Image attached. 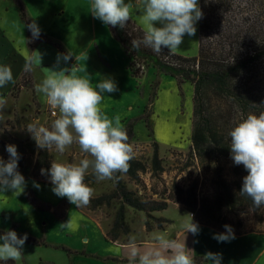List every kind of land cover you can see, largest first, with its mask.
Segmentation results:
<instances>
[{"label":"rangeland","instance_id":"1","mask_svg":"<svg viewBox=\"0 0 264 264\" xmlns=\"http://www.w3.org/2000/svg\"><path fill=\"white\" fill-rule=\"evenodd\" d=\"M20 5L29 24L35 21L38 25L40 29L38 39L31 41L28 39V30L21 18ZM89 5L90 0H0V37L5 36L6 47L13 46L18 51L15 58L8 54L9 59L7 58L6 63L12 68L14 83L0 88V96L8 93L13 87L19 73L22 75L26 55L35 56L37 52L42 56L40 66H35L31 70L34 80L33 92H23L17 106L14 100L8 97L4 120L0 121V142L15 145L18 154L23 156L25 161L24 168L20 171L26 182L24 191L19 195H15L13 190L0 192V231L14 230L18 237L27 234L23 246L24 257L19 264H130L131 248L128 246L130 235L136 237L140 252L154 250L156 248L154 237L161 233L168 234L171 239L177 237V241L183 243L184 233L181 235L177 233L182 232L181 225L191 213L182 204L170 202L166 210L156 212L155 215L165 218L164 223L169 220L172 222H168L164 229H157L155 223L151 221L152 230L147 232L144 213L126 207L124 219L128 232L121 228L110 233L119 200L113 199L94 208H90L91 203L90 207L76 208L66 197H57L53 193L50 180L33 177L31 168L39 148L26 130L27 125L37 122L35 120L38 119L40 125L50 127L57 118L51 115L52 109L48 104L41 108L43 110L41 114L35 113L34 107L28 109L27 106L31 104L32 96L42 104L47 103L43 95L35 91V86L47 75V69L68 68L69 74L76 75H85L86 72L92 80L98 81L118 79L122 89L134 91L131 93L135 94L129 102L131 104L116 107V111L125 123L132 122L134 136L129 142L134 146L135 158L147 168L139 173L146 189L144 190L133 178L123 174L122 180L128 189L150 197L154 188L161 192L163 187L169 189L172 184L183 189L196 185L198 200H204L207 207L219 193L220 182L235 189L236 185L242 186V178L247 174L242 165L237 166L233 163L229 149L230 138L227 135L234 125L244 119L239 111L234 113L224 133L218 130L220 124L214 123L217 126L215 131L222 134L223 150L208 147L203 157H200L196 150L192 152V85L184 83L179 88L173 77L159 73L151 66L140 79L132 77L128 68L130 59H127L119 43L112 37L108 25L92 17ZM131 21L144 31L139 13H134ZM1 47L0 44V64L2 52L7 51ZM96 47L99 48L98 52L101 51L103 54L109 50L119 56V69L114 71L103 69L99 65L100 60L95 57L99 56ZM82 51L83 56L77 57ZM66 52L73 54L72 59L67 63L62 59L57 62L58 55ZM175 52L189 57L197 55L198 21L195 35L191 37L185 35L182 45ZM244 78L246 79L244 92L253 89L259 93L254 94L255 105L252 106L253 109L248 110L247 115H259L264 112L258 107L260 102L256 100L264 93V57L260 58L259 67L254 73ZM20 80L21 78L18 79ZM17 95L19 94L16 93L15 96ZM105 108L102 107L104 114L112 119ZM140 114L141 116L136 118ZM144 116H147V122ZM125 123L122 125L125 126ZM153 142L158 144L161 159L160 178L154 177L150 169ZM48 153L52 156V162L78 163L85 157L76 144L63 155L58 154L54 147L48 150ZM0 158L5 161L9 159L1 143ZM34 182L40 187L36 188ZM89 185L94 188L93 198L110 194L114 190L113 180L94 181ZM192 218H195V214ZM69 219L74 225V230L61 227V224ZM201 221L218 230L224 229L223 226L226 224L230 225L235 238L228 242H218L213 238V235L218 233L199 227L198 235L185 233V246L194 252L193 256L212 252L221 254V264H264V208L251 210L249 199L234 208L224 205L217 213V219L209 221V218L203 217ZM111 236L116 238V241H113ZM28 237L34 239L35 243L30 242Z\"/></svg>","mask_w":264,"mask_h":264},{"label":"clouds","instance_id":"2","mask_svg":"<svg viewBox=\"0 0 264 264\" xmlns=\"http://www.w3.org/2000/svg\"><path fill=\"white\" fill-rule=\"evenodd\" d=\"M89 12L103 24L120 29L126 27L134 13H139L144 25L143 38L132 40L131 46L139 49L143 45L157 54L164 48L170 53L178 50L185 35H195L196 23L203 18L198 0H90ZM27 28L33 39L39 38L40 29L35 21ZM35 53V56H25L26 71L40 66L42 56ZM72 56L71 52L58 55L57 62L62 59L67 63ZM9 83H14L12 68L0 64V88ZM117 90L112 79H102L93 86L86 72L85 75L69 74L68 68L47 69V75L35 86V91L43 95L57 117L50 127L42 126L38 121L27 125L26 130L38 148L51 150L54 147L58 154L63 155L76 144L85 154L78 163L53 161L50 168L41 169V175H47L53 185V193L57 197H66L76 208L89 206L94 196V188L85 182L87 176H93L96 181H118L116 174H126L136 156L120 117L110 119L101 109L104 93ZM6 105V98L0 96V121L4 120ZM227 135L233 163L242 165L247 173L242 178L239 194L251 200V210L264 208V112L248 114ZM6 151L9 159L0 158V192L13 190L15 195H19L26 184L17 170L20 157L15 145H7ZM34 186L40 187L35 182ZM187 216L181 225L184 241L185 233L195 236L200 231L192 214ZM61 227L74 230L70 219ZM223 227L225 232L214 234L213 238L218 242L234 239L232 227L227 224ZM26 240V233L18 237L14 230L0 234V262L19 264L24 257ZM154 241V250L140 252L136 237L130 235V264H196L194 252L185 246L184 241L180 243L164 233L156 235ZM202 258L212 264H221L222 259L221 254L212 252L205 253Z\"/></svg>","mask_w":264,"mask_h":264},{"label":"trees","instance_id":"3","mask_svg":"<svg viewBox=\"0 0 264 264\" xmlns=\"http://www.w3.org/2000/svg\"><path fill=\"white\" fill-rule=\"evenodd\" d=\"M199 7L203 18L199 20V47L195 57L170 53L166 48L162 49L159 54L143 45L139 49L132 48L131 41L142 39L143 30L131 19L124 29L113 28L109 25L108 27L130 59L129 71L132 77L140 79L148 67L152 66L158 72L173 77L179 88L184 83L192 85V152L196 150L198 155L203 157L208 147L221 150L224 148L222 134L215 131L217 126L214 123L220 124L218 130L224 133L235 112L239 111L240 115L245 118L248 110L253 109L252 106L255 105L254 94L259 93L253 89L244 92L246 88L244 76L254 73L259 67L260 58L264 57V0H199ZM20 13L27 27L29 22L21 5ZM27 30L28 39L31 41L32 34L28 28ZM20 78L21 80L14 84L15 87L31 88L32 80L29 71L24 69ZM256 100L260 102L258 107L264 110V93L260 94ZM146 118L147 116H144L145 122H147ZM132 126V122L125 126L129 141L134 136ZM0 143L6 151L7 145L2 141ZM7 155L9 156L8 153ZM19 157L17 170L20 172L24 168L25 161L23 156L19 155ZM51 162L52 156L48 150L39 149L31 168L32 176L49 180L47 175H41V169L50 168ZM160 164L158 144L153 142L150 169L154 177L160 178L162 173ZM146 169L142 162L134 158L130 162L129 171L124 175L133 178L145 190L146 185L140 179L139 173ZM116 175L118 181L113 180V192L92 198L91 207L89 206L94 208L103 203L107 204L113 199L119 200L116 218L110 228V233L121 228L128 232L124 219L126 207L144 213L145 229L150 232L152 230L151 221L155 223L157 229H163L166 219L157 217L155 213L166 210L170 202L182 204L193 215L195 214L196 223L212 227L209 223L201 221V218H209V221L217 219V213L224 205L234 208L242 202L249 201L248 197H242L239 194L241 185H236L233 189L224 182L219 183V193L207 207L204 200H198L196 185L183 189L172 184L169 189L163 187L161 192L154 188L152 197H147L145 194H138L128 189L122 180V173ZM94 181L96 180L91 175L85 179V182L89 184ZM3 233L0 231V234ZM111 237L113 241H116V238ZM28 240L35 243L32 238L28 237ZM12 263V261L8 262V264Z\"/></svg>","mask_w":264,"mask_h":264},{"label":"crops","instance_id":"4","mask_svg":"<svg viewBox=\"0 0 264 264\" xmlns=\"http://www.w3.org/2000/svg\"><path fill=\"white\" fill-rule=\"evenodd\" d=\"M198 5H199V3H198ZM140 26L143 27V25L141 23H140ZM110 33H111V31H110ZM111 35H112V33H111ZM112 37L114 38L113 35H112ZM5 39H6L5 36H1L0 37V44L2 46L1 48L2 49L3 48H6L7 49L6 52H2V55L3 56H1L2 57L1 64H6L7 63V58L9 59L8 54L12 58H15L16 55L18 54L17 53L18 51L13 46L11 47V46L7 45V47H6V45H5L6 42L5 41H7V40H5ZM114 40L117 43H119L115 38H114ZM119 45H120V43H119ZM120 47L123 50L124 54L126 55V53H125V51H124V49L122 48L121 45H120ZM198 47H199V21H198ZM96 50H97V53H98L99 56H95V55L94 56L96 58L98 57L97 59L100 60V64L99 65L103 69L108 70V71H114V70L119 69V67H118V65H119L118 64V58H119V56H117L115 54H112L113 51L106 50L105 53L103 54L101 51L98 52V50H99L98 47H96ZM66 53H68V52H66ZM174 53L179 54L177 52H174ZM82 54H83V51L80 52V53H78L77 54V57L81 56ZM181 54H183V52ZM181 54H179V55H181ZM197 54H198V52H197ZM182 56H184V55H182ZM185 56L186 57H189L188 55H185ZM127 59H128V56H127ZM128 68H129V66H128ZM23 69H25V68H23ZM29 72H30L31 80H32L31 88H26V87H22V86L21 87H15V85H13V87L8 91V93L2 94V96L5 97L6 100H7L8 97L12 98L14 100V102L16 103V106H17V104H18V102L20 100V97H21V95H22L23 92H25V91H31V92H33V90H34V80H33V77H32V72L31 71H29ZM159 73H161V72H159ZM20 75H21V73H19V76H18L17 80L15 81V83L20 78ZM90 79H91V82H92L93 86H95V84L98 82V80H92V78H90ZM113 81L115 82L118 90L115 91V92H113V93H107V92H105L104 93V96L105 97H104L103 101L101 102V109H102L103 106H105L106 108L104 110L109 111V113L111 114V118L112 119H114L115 117L119 116V115H117L116 107L130 105L131 103H129V102L134 98L133 95L135 96V94H131V93H134L133 90L130 91L128 89H122V87L119 85L118 79L113 80ZM16 93H18L19 95L15 96ZM134 101H135L134 104H136V100H134ZM27 106H28V109H31V108L34 107L35 108V111L34 112L37 113V114H41L43 112V110L41 108H43V106L44 107L47 106V103L46 104H42L40 101H38L37 99H35L34 96H32L31 97V104L30 105L28 104ZM102 111H103V109H102ZM139 116H141V114L138 115L136 118H139ZM136 118H134V119H136ZM120 119H121L120 120L121 121V124H124L125 121L121 117H120ZM35 121H38V119H36ZM127 123H129V122H127ZM127 123H125V126H126ZM193 221L195 222L194 219H193ZM168 222H172V221L169 220ZM198 225H199V227L207 228V229L211 230L212 232H215V233H218V234L224 232V229L218 230V228L217 229H214V227H210V226L205 225V224L204 225H201L200 223H198ZM163 226L165 227L166 226V223ZM181 234H183V231L177 233V235H181ZM175 240H177V237L175 238ZM203 256H204V254L194 255V258L196 260V264H212V262L205 261L202 258ZM125 263H129V262H125Z\"/></svg>","mask_w":264,"mask_h":264},{"label":"built area","instance_id":"5","mask_svg":"<svg viewBox=\"0 0 264 264\" xmlns=\"http://www.w3.org/2000/svg\"><path fill=\"white\" fill-rule=\"evenodd\" d=\"M53 112H54V110L52 109L50 113H51L52 116H55V115L53 114ZM190 214H192V217H193V213H190Z\"/></svg>","mask_w":264,"mask_h":264}]
</instances>
